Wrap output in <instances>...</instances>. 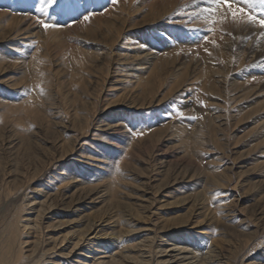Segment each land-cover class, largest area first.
I'll return each instance as SVG.
<instances>
[{
	"label": "rangeland",
	"instance_id": "1",
	"mask_svg": "<svg viewBox=\"0 0 264 264\" xmlns=\"http://www.w3.org/2000/svg\"><path fill=\"white\" fill-rule=\"evenodd\" d=\"M196 5L0 0V264H36L11 235L33 197L42 240L94 224L264 264V57L219 27L198 44Z\"/></svg>",
	"mask_w": 264,
	"mask_h": 264
},
{
	"label": "bare ground",
	"instance_id": "2",
	"mask_svg": "<svg viewBox=\"0 0 264 264\" xmlns=\"http://www.w3.org/2000/svg\"><path fill=\"white\" fill-rule=\"evenodd\" d=\"M21 22L23 24L24 21L21 20L20 24ZM258 31L257 29V33ZM235 34L242 37L243 46L251 45L253 51L264 57L263 41L258 43L256 36H252L251 40L243 39L251 34L250 30H236ZM146 56L149 60L152 59L151 55L146 54ZM45 203V200L37 203L34 197L27 199L22 205L21 213L15 218V231L11 234L15 242L18 239L17 243L19 242L23 250L26 248L29 250V259L37 256L40 251L38 258L33 260L36 264L42 262L45 264H228L219 250L217 252L211 248L212 246L207 247L205 241L194 236L175 238L169 248H164L163 244L168 241L165 239L169 234L161 236L158 240L155 237H148L134 243L133 240L136 239L130 240L134 238L130 237L133 235L125 236L115 231L114 227H94V224H85L82 230L71 234V237L67 235L68 237L59 239L50 234L46 240H42L43 219L53 216L51 212H47ZM104 229L107 230L105 233ZM132 232L135 234L138 231ZM156 248L160 249L159 257L151 254ZM24 259L28 258L23 257L22 260Z\"/></svg>",
	"mask_w": 264,
	"mask_h": 264
},
{
	"label": "snow or ice",
	"instance_id": "3",
	"mask_svg": "<svg viewBox=\"0 0 264 264\" xmlns=\"http://www.w3.org/2000/svg\"><path fill=\"white\" fill-rule=\"evenodd\" d=\"M113 3H118L119 0H112ZM198 5L197 10L188 14V20L184 21L180 27L184 28L189 33H197L201 28L191 27L197 21H203V31L205 36L197 43L210 42L214 46H218L217 41L212 39L209 41V36H215L219 27L220 39L225 35L231 36L233 40L237 37L236 30L246 31L250 30V35L244 37L245 40H251L252 36H256L257 42L264 40V0H194ZM58 3V0H39V7L36 11L47 15L50 8ZM202 5V6H200ZM259 5V11L256 7ZM89 16H84V20H88ZM37 23L45 30L59 27L57 24L46 23L43 19L37 18ZM257 29L259 30L257 33ZM206 52L207 48L204 49ZM235 51V49H233ZM41 93L44 89L40 88ZM203 103V102H201ZM176 115L183 119L184 113L182 110L178 111ZM189 119H197L192 116ZM119 171V166H116Z\"/></svg>",
	"mask_w": 264,
	"mask_h": 264
}]
</instances>
